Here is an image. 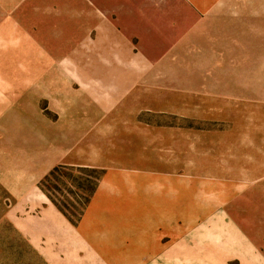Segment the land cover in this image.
Instances as JSON below:
<instances>
[{"label": "rangeland", "instance_id": "1", "mask_svg": "<svg viewBox=\"0 0 264 264\" xmlns=\"http://www.w3.org/2000/svg\"><path fill=\"white\" fill-rule=\"evenodd\" d=\"M37 3L0 0L1 115L13 128L20 115L24 134L37 130L40 157L66 141L110 161L57 163L37 207L34 196L16 204L0 191V264H264V0H222L214 14L149 25L124 17L113 41L94 26L52 22L76 17L28 15ZM149 162L167 187L182 185L151 202L164 220L152 225L171 230L165 254L104 256L107 241L97 249L78 227L86 204L105 174ZM178 197L182 214L170 221Z\"/></svg>", "mask_w": 264, "mask_h": 264}, {"label": "crops", "instance_id": "2", "mask_svg": "<svg viewBox=\"0 0 264 264\" xmlns=\"http://www.w3.org/2000/svg\"><path fill=\"white\" fill-rule=\"evenodd\" d=\"M219 1L222 0H38L37 6L28 9L27 14L44 17H76L74 20L47 19V21L62 23L63 29V23L70 22L88 27L94 26L100 28V32L110 33L113 41L117 40V31L124 17L131 26L149 25L153 20L151 17L156 16L214 14L216 3ZM171 24L176 26L177 20H173ZM64 101L63 98L62 107L67 104ZM1 112L0 191L8 193L16 204L32 200L34 196L37 207L39 182L57 163L63 161L74 165L78 163L98 165L105 160L110 161L109 153L102 149L88 150L89 147L82 143V147L72 151L70 143L66 141L59 147L55 144L48 146L47 156L40 157L37 130L31 131L30 135L24 134V130L17 123L18 119H21L20 115L15 116L16 128L8 127L10 123L7 120L11 119L1 115ZM8 132L10 140H7ZM165 174L161 168L152 167L150 162L147 165L114 173L110 178H106L105 174L81 215L78 225L82 228L81 234L86 236L95 247L106 240L109 245L107 249L96 247L103 248L101 251L105 250L102 253L104 256L116 253L117 257L133 259L158 253L165 254L167 248L162 247V241L169 227L165 226L162 233H159L157 231L159 227L152 225V223L161 224L164 220L160 214L155 220L152 218L151 202L160 206L162 203L160 200H164L166 190L182 191L181 182H176L174 187H167ZM180 197H178L180 209L170 214V221L176 220L177 216L182 214L183 205L180 203V200L182 201ZM187 205L186 211L191 210L189 217H192L197 213V208L192 212L194 206ZM99 225L107 226L102 227L103 234L97 236ZM112 225L116 226L113 228L117 229L118 233H112L110 227ZM141 228L144 229L143 232ZM168 231L171 232L170 228ZM172 238L177 241L175 235H172ZM116 239L125 247H116L117 251L111 247L110 244ZM171 255H177V248L172 250ZM137 263L132 261V264Z\"/></svg>", "mask_w": 264, "mask_h": 264}, {"label": "trees", "instance_id": "3", "mask_svg": "<svg viewBox=\"0 0 264 264\" xmlns=\"http://www.w3.org/2000/svg\"><path fill=\"white\" fill-rule=\"evenodd\" d=\"M57 173V169H54L45 179L44 182H47L50 177L54 176Z\"/></svg>", "mask_w": 264, "mask_h": 264}]
</instances>
